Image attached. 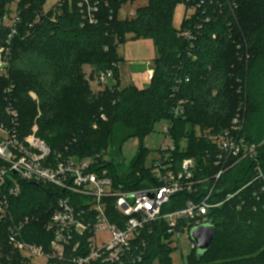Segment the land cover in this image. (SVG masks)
Segmentation results:
<instances>
[{
  "label": "trees",
  "instance_id": "trees-1",
  "mask_svg": "<svg viewBox=\"0 0 264 264\" xmlns=\"http://www.w3.org/2000/svg\"><path fill=\"white\" fill-rule=\"evenodd\" d=\"M136 1L90 0L95 8L91 23L82 0H62L47 13L46 0H20L18 34L10 45V76H0V123H9L5 106L10 102L19 115L20 136L30 135L33 117L23 120L20 108L32 103L29 93L34 91L44 111L37 136L50 146L53 156L67 153L92 158L100 168L110 170L117 187L141 189L151 181L147 167L151 153L141 147L125 167L123 145L135 137L142 143L157 123L172 122L176 149L171 158L176 168L184 159L195 158L197 177L208 178L212 184L211 178L221 168L214 164L215 146L204 135L229 127L245 105L244 136L257 146L264 169V0H235L234 11L221 0H213L183 24L195 36L192 47L173 25L180 0H149L147 6L135 10L133 18L123 16V7ZM14 2L0 0V19L4 8ZM8 33H2L0 46H6ZM129 37L154 42L157 56L150 84L143 89L133 84L122 90L106 88L102 96L91 97L84 66L92 67L93 74L112 69L114 79L119 80L123 60L118 49ZM178 81L182 84L175 91ZM179 103L185 109L184 119H174L172 114ZM184 142L186 150L181 147ZM106 155L110 162L104 161ZM255 166L250 159L228 166L216 185L213 202L225 201L248 185ZM21 187L20 196L10 203V216L0 221V264H29L9 243L10 228L25 217L35 218L23 232L25 241L46 249L51 241L45 224L62 191L33 183ZM256 190L257 185H252L210 212V223L216 228L214 244L201 258L194 251L189 264H264V202L254 197ZM192 197L176 195L162 213L182 209ZM144 238L143 264H170L171 249L165 242L170 237L164 222L153 225V233ZM244 251H257L259 256L238 259Z\"/></svg>",
  "mask_w": 264,
  "mask_h": 264
},
{
  "label": "built area",
  "instance_id": "built-area-1",
  "mask_svg": "<svg viewBox=\"0 0 264 264\" xmlns=\"http://www.w3.org/2000/svg\"><path fill=\"white\" fill-rule=\"evenodd\" d=\"M212 2L183 0L180 3L185 12L178 36L189 41L191 47L195 36L183 24ZM221 2L231 11L236 8L235 0ZM82 4L87 5L92 23L91 13L95 8L90 6V0H82ZM19 23L18 17L12 20L0 56L3 53L10 55V45L18 34ZM113 79L112 69L87 77L89 82L104 89L109 88ZM189 81L188 78L185 80L186 83ZM181 84L182 81H178L174 90L178 91ZM5 110L9 123H0V221L10 216V203L20 196L22 183L50 185L62 191L45 224V232L51 237L48 249L24 240L23 232L34 217H25L10 228L9 243L25 258H42L47 264H143L147 248L144 235H151L156 223L164 222L170 239L180 242L187 236L194 252L197 246L191 239V231L210 223L213 209L252 185H257L254 197L264 202V169L259 164L258 148L249 144L244 136L245 105L238 109L229 127L218 133L207 131L204 135L215 146L214 164L221 168L211 178L212 184L208 178L197 177L198 161L195 158L184 159L176 168L171 158L176 148L170 144L149 158L147 167L151 181L145 182L141 189L117 187L110 170L100 168L92 158L81 159L67 153L53 156L50 146L37 136V127L27 137H21L17 111L10 102L6 103ZM172 114L174 119H184V106L181 103L175 105ZM172 128V122L164 128V134L171 141ZM244 159L256 162L253 180L237 193L228 195L225 201L214 203L216 185L226 168L234 161L237 164ZM179 194L194 197L182 209L163 214V208Z\"/></svg>",
  "mask_w": 264,
  "mask_h": 264
},
{
  "label": "rangeland",
  "instance_id": "rangeland-1",
  "mask_svg": "<svg viewBox=\"0 0 264 264\" xmlns=\"http://www.w3.org/2000/svg\"><path fill=\"white\" fill-rule=\"evenodd\" d=\"M20 0H15L14 3H12L9 6H6L4 8V14L3 17L0 19V37L3 36V32L10 31L11 23L12 20L17 17L16 16V9H17V4ZM62 0H46L45 6H44V12L47 13L49 12L53 7L58 5ZM183 1V0H180ZM149 0H137L134 5L127 4L126 6L123 7L122 9V14L123 12H129L131 7L134 8V10H137L139 7H145L148 5ZM184 8L182 5H177L175 10H174V15H173V25L176 30L181 29V24L182 20L184 17ZM124 16V15H123ZM135 16V14H134ZM133 16V17H134ZM132 17V18H133ZM124 18V17H122ZM9 34V33H8ZM7 39V38H6ZM1 40V39H0ZM2 46H0L1 48ZM118 55L122 58L123 60V65H127L126 71L124 73V79L119 76V80L113 79L110 81V86L109 88H118L119 90L125 89L130 83L129 81H133L136 83V85L143 86L146 85V72H140L136 73L133 71L132 67H141L144 68L150 63V68L154 67L153 61L156 59L157 53L155 49L154 42L150 39H140V40H131L130 37L128 40L124 43L121 44L119 49H118ZM9 55L6 53H3L2 56H0V76H5L9 78ZM132 65V67H130ZM138 67V68H139ZM84 73V78L87 80L88 75L93 73V68L90 66H84L83 69ZM90 89H91V97H100L102 94L106 91L103 87L96 85L94 83H91L87 80ZM150 84V83H149ZM148 84V85H149ZM29 100L32 103H27L24 106H21L20 108V114L22 116L23 120H26L28 118L33 117V128L37 127L38 128V122H40L42 115L44 111L40 108V101H39V96L37 93L34 91H31L29 93ZM35 105H34V103ZM102 110V109H101ZM18 113V112H17ZM103 120H107L105 115L103 114L101 117ZM168 122L166 121H161L157 123L155 126L154 131L146 136L141 143V140L139 137L131 138L128 140L122 148V155L125 160V167H128L132 161L136 158L140 148L142 147L143 150L150 152V157H153L155 153L159 152V150L166 145L173 144L175 146V142L170 138H168L164 134V128ZM94 129H98V126L95 125ZM38 132V130H37ZM182 150H186V143L181 144ZM105 162H110V158L108 155L105 156L104 158ZM148 165V164H147ZM167 245H169L171 249V253L169 255V260L170 264H189L190 258L193 256V251L191 250L190 247V239L187 236H183L179 241H177L175 238L170 239L167 242ZM15 252L19 253L23 260L25 262H29V264H47L45 259L38 258V259H32L30 257L25 258L23 254L15 250L14 248L12 249ZM13 251H11L12 253ZM259 252H248L244 251L238 254V259H244L245 257H251L253 259L258 258ZM256 263H259L255 261ZM155 264H162L160 261H156Z\"/></svg>",
  "mask_w": 264,
  "mask_h": 264
},
{
  "label": "water",
  "instance_id": "water-1",
  "mask_svg": "<svg viewBox=\"0 0 264 264\" xmlns=\"http://www.w3.org/2000/svg\"><path fill=\"white\" fill-rule=\"evenodd\" d=\"M216 228L211 223L196 227L191 231V239L197 246V257L208 253L215 241Z\"/></svg>",
  "mask_w": 264,
  "mask_h": 264
},
{
  "label": "crops",
  "instance_id": "crops-1",
  "mask_svg": "<svg viewBox=\"0 0 264 264\" xmlns=\"http://www.w3.org/2000/svg\"><path fill=\"white\" fill-rule=\"evenodd\" d=\"M125 14H128L129 16H130V18H132L133 16H134V14H135V10H134V8L133 7H131V9H130V11L128 12H123V14L122 15H125ZM130 67H132V65L130 66ZM139 67V66H138ZM132 67V69H133V71L134 72H136V73H140V72H143V71H145L146 72V85H143V86H139V85H136V83L135 82H133V81H129L128 80V83H130V84H133V85H135L136 87H138L139 89H143V88H145V87H147L148 86V84L150 83V81H151V77H152V68H150V63L146 66V67H144V68H141V67ZM126 68H127V65L125 66V64L123 65V63L120 65V75H121V77L124 79V73H125V71H126Z\"/></svg>",
  "mask_w": 264,
  "mask_h": 264
}]
</instances>
